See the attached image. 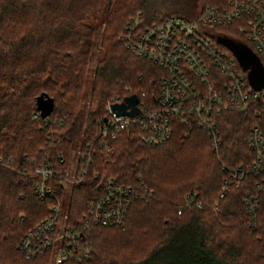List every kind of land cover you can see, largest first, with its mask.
Segmentation results:
<instances>
[{
    "label": "trees",
    "instance_id": "obj_1",
    "mask_svg": "<svg viewBox=\"0 0 264 264\" xmlns=\"http://www.w3.org/2000/svg\"><path fill=\"white\" fill-rule=\"evenodd\" d=\"M175 1L0 0V264H54L49 252L26 259L17 247L55 202L36 195L35 170H67L73 144L95 139L109 100L135 95L144 108L156 104L162 71L126 49L122 37L132 18L144 27L170 17ZM197 1L200 13L226 4ZM40 96L52 101L45 117L37 109ZM216 121V149L201 129L188 132L179 122L166 143L143 146V129L133 122L108 141L109 151L95 147L81 185L48 180L67 202L66 223L74 229L84 224L97 186L112 179L132 194L121 226L89 224L81 243L90 258L62 264H264V190L254 227L243 205L258 181L248 171L255 156L249 137L260 119L227 112ZM223 166L247 173L220 198Z\"/></svg>",
    "mask_w": 264,
    "mask_h": 264
},
{
    "label": "built area",
    "instance_id": "obj_2",
    "mask_svg": "<svg viewBox=\"0 0 264 264\" xmlns=\"http://www.w3.org/2000/svg\"><path fill=\"white\" fill-rule=\"evenodd\" d=\"M225 26L232 31L225 33L217 29ZM218 37L246 46L264 68V0H226L224 7L206 8L191 19L170 16L144 27L139 17L130 20L122 37L125 48L163 73L157 102L144 108L138 101L139 114L131 118L116 115L111 108L123 99L109 100L105 106L107 116L99 124L95 139L78 149L75 161L68 163L67 170L56 174L49 165L35 170L39 177L34 184L36 195L40 200L51 197L55 202L48 208L49 215L20 239L17 247L26 259L49 252L54 264L80 263L90 258L86 242L81 243L89 224H123L132 196L126 186L112 179L97 186L84 224L74 229L67 225V215L61 213V202L47 181L56 177L64 185H81L93 161L95 147L109 151L108 141L133 122L143 129L139 138L143 146L166 143L172 135V123L179 122L188 132L201 129L216 149L220 144L216 132L220 115L246 112L259 118L249 137V147L255 156L248 170L256 174L258 181L254 191L243 196L249 225L255 226L259 193L264 190V86L256 90L250 85L249 70H242L231 51L218 42ZM62 158L60 155V161ZM223 172L227 177L222 182L220 198L240 186L247 170L223 166Z\"/></svg>",
    "mask_w": 264,
    "mask_h": 264
},
{
    "label": "water",
    "instance_id": "obj_3",
    "mask_svg": "<svg viewBox=\"0 0 264 264\" xmlns=\"http://www.w3.org/2000/svg\"><path fill=\"white\" fill-rule=\"evenodd\" d=\"M217 40L231 51V53L235 56L238 63L240 64L242 70H249L247 78L250 85L256 90L263 87L264 68L262 67L256 56L253 54V52L246 46L237 44L227 37H218ZM41 98L42 97L40 96L37 100V109L41 110L42 117H45L52 109V101L48 100L47 103H42ZM137 104V97L135 95H130L124 98L121 103L113 104L111 108L116 115L128 116L132 118L139 114V108Z\"/></svg>",
    "mask_w": 264,
    "mask_h": 264
},
{
    "label": "rangeland",
    "instance_id": "obj_4",
    "mask_svg": "<svg viewBox=\"0 0 264 264\" xmlns=\"http://www.w3.org/2000/svg\"><path fill=\"white\" fill-rule=\"evenodd\" d=\"M174 8H176L175 11H170V10L168 11L170 13L175 12L174 14H172L170 16H181V17L186 16L189 18H194L195 16L200 14V11H201L200 3L197 0H176L174 3H172V9H174ZM100 29L101 28L99 27V30ZM230 30L231 29L223 30V32L230 33ZM97 40H98V36H96L95 42H97ZM96 53H97V44L94 46L90 60H89L88 71H87L88 77H91V75L93 73V69H94L96 57H97ZM89 91H90V82L88 81V82H86L85 87L83 89L82 98H81L82 105L86 104V102L88 100V96H89ZM78 149H79L78 143L75 142L73 144V147H72V150L70 153V159H69L70 163H73L75 161ZM66 209H67V202L64 199H62L61 200V213L63 215L67 212Z\"/></svg>",
    "mask_w": 264,
    "mask_h": 264
}]
</instances>
